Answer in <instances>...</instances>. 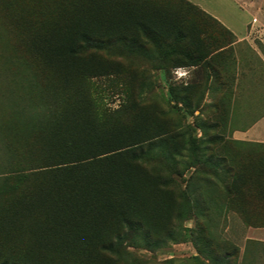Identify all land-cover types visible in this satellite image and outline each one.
<instances>
[{
    "label": "rangeland",
    "instance_id": "rangeland-1",
    "mask_svg": "<svg viewBox=\"0 0 264 264\" xmlns=\"http://www.w3.org/2000/svg\"><path fill=\"white\" fill-rule=\"evenodd\" d=\"M90 1L0 0V257L47 264H264V245L246 239L249 227H264V215L252 212L243 180L229 173L237 148L228 119L242 70L234 53L238 37L213 16L246 27L239 46L250 50L252 69L264 72V0H95L171 10L185 35L87 45L82 55L104 60L106 72L66 83L32 42ZM193 33L203 42V59ZM97 118H104V136L149 127L140 139L148 176L134 207L149 223L153 243L128 234L118 253H101L93 262L78 244L38 240V214L14 219L7 191L17 173L46 162L57 134L84 136L98 130Z\"/></svg>",
    "mask_w": 264,
    "mask_h": 264
},
{
    "label": "trees",
    "instance_id": "trees-1",
    "mask_svg": "<svg viewBox=\"0 0 264 264\" xmlns=\"http://www.w3.org/2000/svg\"><path fill=\"white\" fill-rule=\"evenodd\" d=\"M93 1L78 7L74 17L47 28L46 34L32 42L42 61L66 83L106 72L104 60L94 54L82 55L87 45L107 40L138 42L141 34L170 39L185 35L183 20L171 10L127 1ZM188 29L194 32V26ZM189 37L201 59L206 57L203 42L195 33ZM97 119L98 130L84 136L69 131L57 134L55 147L44 158L46 162L17 173V180L7 191L14 200V219L38 214V240L47 246L78 244L81 251L91 254L93 262L101 258V253H118L128 234L147 245L153 243L149 223L134 207L148 176L142 165L147 150L140 139L149 127L137 124L104 136V118ZM241 161L238 156L229 158L230 175L244 173ZM0 264L47 263L0 257Z\"/></svg>",
    "mask_w": 264,
    "mask_h": 264
},
{
    "label": "crops",
    "instance_id": "crops-1",
    "mask_svg": "<svg viewBox=\"0 0 264 264\" xmlns=\"http://www.w3.org/2000/svg\"><path fill=\"white\" fill-rule=\"evenodd\" d=\"M213 16L238 37L234 42V53L237 69L242 70L238 72L229 98L228 131L230 139L237 145L235 157L241 158L244 166V173L238 177L245 184V198L252 200L250 208L254 214L264 215V72L252 69L255 65L250 50L239 46L246 27L237 30ZM246 239L264 245V227H249Z\"/></svg>",
    "mask_w": 264,
    "mask_h": 264
}]
</instances>
